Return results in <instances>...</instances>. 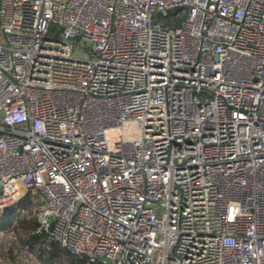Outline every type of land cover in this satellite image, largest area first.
<instances>
[{"label":"built area","instance_id":"1","mask_svg":"<svg viewBox=\"0 0 264 264\" xmlns=\"http://www.w3.org/2000/svg\"><path fill=\"white\" fill-rule=\"evenodd\" d=\"M28 193L85 264H264V0H0V214Z\"/></svg>","mask_w":264,"mask_h":264},{"label":"trees","instance_id":"2","mask_svg":"<svg viewBox=\"0 0 264 264\" xmlns=\"http://www.w3.org/2000/svg\"><path fill=\"white\" fill-rule=\"evenodd\" d=\"M180 20L174 21V24H178ZM169 23L167 20L166 24ZM42 205L43 202L37 195L28 193L17 207L0 214V251L7 248L6 254L13 263L17 258L13 253L15 244H25L37 264H85L83 259L61 249L57 243L48 242L44 236L35 234L36 215Z\"/></svg>","mask_w":264,"mask_h":264},{"label":"rangeland","instance_id":"3","mask_svg":"<svg viewBox=\"0 0 264 264\" xmlns=\"http://www.w3.org/2000/svg\"><path fill=\"white\" fill-rule=\"evenodd\" d=\"M7 211H8V209L4 210V212H7ZM7 250L8 249L6 248L3 252L0 251L1 252L0 253V264H7V263L8 264H16L19 260L16 258V260L12 263L6 254ZM13 253H14V249H13ZM22 261H23V264H37L35 259L32 257L31 254L26 256L25 259H23Z\"/></svg>","mask_w":264,"mask_h":264},{"label":"water","instance_id":"4","mask_svg":"<svg viewBox=\"0 0 264 264\" xmlns=\"http://www.w3.org/2000/svg\"><path fill=\"white\" fill-rule=\"evenodd\" d=\"M100 262L103 263V264H111V262L109 260H107V259H103Z\"/></svg>","mask_w":264,"mask_h":264}]
</instances>
